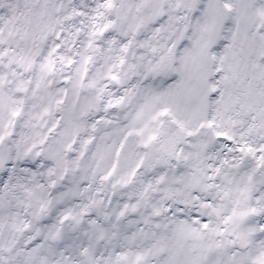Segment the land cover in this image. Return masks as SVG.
<instances>
[{
	"label": "snow or ice",
	"instance_id": "1",
	"mask_svg": "<svg viewBox=\"0 0 264 264\" xmlns=\"http://www.w3.org/2000/svg\"><path fill=\"white\" fill-rule=\"evenodd\" d=\"M0 264H264V0H0Z\"/></svg>",
	"mask_w": 264,
	"mask_h": 264
}]
</instances>
